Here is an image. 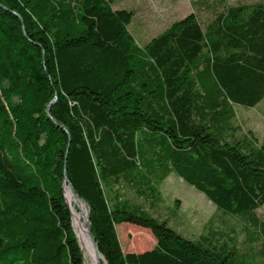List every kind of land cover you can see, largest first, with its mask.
Wrapping results in <instances>:
<instances>
[{
  "label": "trees",
  "instance_id": "16d2710c",
  "mask_svg": "<svg viewBox=\"0 0 264 264\" xmlns=\"http://www.w3.org/2000/svg\"><path fill=\"white\" fill-rule=\"evenodd\" d=\"M222 8L139 46L110 0H0V264H84L64 170L105 264H264V135L236 111L264 102V0ZM171 175L238 230L155 216ZM120 224L155 245L124 253Z\"/></svg>",
  "mask_w": 264,
  "mask_h": 264
},
{
  "label": "rangeland",
  "instance_id": "374dc122",
  "mask_svg": "<svg viewBox=\"0 0 264 264\" xmlns=\"http://www.w3.org/2000/svg\"><path fill=\"white\" fill-rule=\"evenodd\" d=\"M195 1L110 0L113 9H126L133 13L132 20L127 28L139 46H143L151 38L169 27L171 23L191 13L196 16L199 23L204 27L207 21L210 20V12L212 13L213 9L218 12L222 8L214 7L207 11L205 4L199 7V3ZM251 2H254V0H224L221 6H235L241 3L251 4ZM208 3L212 4L211 0H208ZM2 81H4V72L0 68V82ZM236 111L237 124L242 126L243 132L250 130L258 139H262L264 135V102L248 111L240 108H236ZM159 190L162 202L155 210V216L166 219L170 226L187 237L197 239L200 235H206L208 226H212L213 230L223 229V222L236 226L233 219L224 218L223 214L217 212L215 207L203 195L174 175L168 177L161 184ZM121 191L129 201L142 204V200L138 199L128 189L124 188ZM65 196L64 190V199ZM260 213L264 216V206ZM221 219H223L222 223L220 222ZM235 230H238L237 226ZM116 232L124 253H141L152 249L155 245V240L148 230L130 224H120L116 226ZM74 233L77 237L75 229ZM83 259L84 264H90L85 255H83ZM98 264H105L104 259L102 258Z\"/></svg>",
  "mask_w": 264,
  "mask_h": 264
},
{
  "label": "bare ground",
  "instance_id": "6f19581e",
  "mask_svg": "<svg viewBox=\"0 0 264 264\" xmlns=\"http://www.w3.org/2000/svg\"><path fill=\"white\" fill-rule=\"evenodd\" d=\"M65 195L66 204L69 210H71V223L73 226V230L75 229L76 231L78 242L82 249L83 255H85V257L89 259L90 264H98V262L102 259L101 255H95L87 238V229L85 227L87 209L77 199L71 197L67 188H65Z\"/></svg>",
  "mask_w": 264,
  "mask_h": 264
},
{
  "label": "water",
  "instance_id": "95a60500",
  "mask_svg": "<svg viewBox=\"0 0 264 264\" xmlns=\"http://www.w3.org/2000/svg\"><path fill=\"white\" fill-rule=\"evenodd\" d=\"M14 15L21 21V19H20L18 14L14 13ZM22 33H23L24 36H26L23 27H22ZM54 101H55V99L52 100V102H54ZM49 106L50 105H48L47 109H46L47 113H48ZM51 121L53 122L54 125H56L58 127H61L54 119L51 118ZM64 132L68 135L67 130L64 129ZM64 184H65L64 190H65V188H67V190L69 191L71 197L74 198V199H77L79 202H81L83 205H85V207L87 209L86 220H85V227L87 229V238H88V241H89V243H90V245H91V247L93 249V252L95 253V255H98L100 253H99L98 248L96 246L94 237H93V235L91 233V225H90V222H89V208H88L87 204L85 203V201L83 199L79 198L76 195L72 184L67 179V175H66V171L65 170H64Z\"/></svg>",
  "mask_w": 264,
  "mask_h": 264
},
{
  "label": "crops",
  "instance_id": "0c3cea01",
  "mask_svg": "<svg viewBox=\"0 0 264 264\" xmlns=\"http://www.w3.org/2000/svg\"><path fill=\"white\" fill-rule=\"evenodd\" d=\"M211 3H212V5H216V4H217L216 6H217V8H219V9H220L221 7H225V8L227 7V6H224V5L221 6L220 0H211ZM215 3H216V4H215ZM213 10H214V9H213ZM221 10H223V8H221Z\"/></svg>",
  "mask_w": 264,
  "mask_h": 264
}]
</instances>
